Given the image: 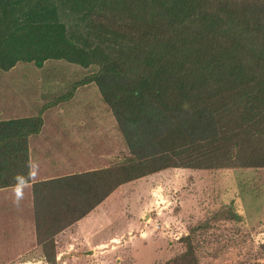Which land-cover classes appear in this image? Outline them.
Masks as SVG:
<instances>
[{"label": "trees", "instance_id": "trees-1", "mask_svg": "<svg viewBox=\"0 0 264 264\" xmlns=\"http://www.w3.org/2000/svg\"><path fill=\"white\" fill-rule=\"evenodd\" d=\"M47 60L96 71L31 117L0 122V189L32 183L28 136L90 83L131 149L107 168L32 183L47 264L54 234L123 184L172 168H264V0H0V70ZM197 230L164 264H200Z\"/></svg>", "mask_w": 264, "mask_h": 264}, {"label": "rangeland", "instance_id": "rangeland-1", "mask_svg": "<svg viewBox=\"0 0 264 264\" xmlns=\"http://www.w3.org/2000/svg\"><path fill=\"white\" fill-rule=\"evenodd\" d=\"M14 66L19 69L15 79L48 86L41 94L36 92L47 93L42 102H32L31 115L45 99L56 100L96 71L95 66L63 60H47L42 68L31 62ZM87 88L88 109H82L93 117L96 133L93 154L87 158L95 157L93 169H103L129 157L131 149L98 85L90 83ZM104 210L110 216L103 220L99 236L119 233L125 239L112 250L108 264H164L184 250L180 239L194 227L200 264H264V168L165 169L118 187ZM155 223L159 230H154Z\"/></svg>", "mask_w": 264, "mask_h": 264}, {"label": "crops", "instance_id": "crops-1", "mask_svg": "<svg viewBox=\"0 0 264 264\" xmlns=\"http://www.w3.org/2000/svg\"><path fill=\"white\" fill-rule=\"evenodd\" d=\"M15 71L19 73L16 66L0 76L4 75L0 81V122L31 117L32 102H42L47 92L39 95L40 91L48 90L46 85L15 79ZM87 91V86L79 87L67 101L44 110L40 131L28 136L32 183L74 175L80 173V167L94 170L95 157L87 158L89 153L93 154L96 139L94 119L84 113L90 98ZM51 101L45 99L44 104ZM32 183L0 189V219L7 220L0 221V264H47L36 241L31 212ZM107 199L54 234L56 264H108L112 250L117 251L123 245V234L99 236L103 220L110 216L104 210ZM125 230L128 234L126 226Z\"/></svg>", "mask_w": 264, "mask_h": 264}, {"label": "built area", "instance_id": "built-area-1", "mask_svg": "<svg viewBox=\"0 0 264 264\" xmlns=\"http://www.w3.org/2000/svg\"><path fill=\"white\" fill-rule=\"evenodd\" d=\"M150 220H151V218L148 219L147 223L150 222ZM159 229H160V226L157 223H155L154 224V230H159Z\"/></svg>", "mask_w": 264, "mask_h": 264}]
</instances>
